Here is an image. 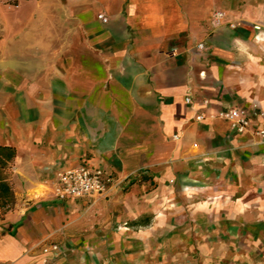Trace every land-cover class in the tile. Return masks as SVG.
Here are the masks:
<instances>
[{
  "label": "crops",
  "instance_id": "obj_1",
  "mask_svg": "<svg viewBox=\"0 0 264 264\" xmlns=\"http://www.w3.org/2000/svg\"><path fill=\"white\" fill-rule=\"evenodd\" d=\"M230 107L264 123V0L0 8V264H43L44 238L72 235L73 212L104 207L139 173L196 181L184 189L211 199L189 206L193 220L217 239L238 226L264 239L251 232L264 226V143L216 116ZM80 162L119 183L93 203L56 200L57 172Z\"/></svg>",
  "mask_w": 264,
  "mask_h": 264
},
{
  "label": "rangeland",
  "instance_id": "obj_2",
  "mask_svg": "<svg viewBox=\"0 0 264 264\" xmlns=\"http://www.w3.org/2000/svg\"><path fill=\"white\" fill-rule=\"evenodd\" d=\"M185 184L191 189L198 186L179 176L157 182L139 173L104 207L73 212L80 221L70 230L72 235L44 238L39 246L50 257L43 264L61 257L70 264H264V239L243 233L239 226L234 230L237 239H217L222 232L216 225L195 223V210L189 206L211 197L206 193L196 197ZM263 228L252 227L251 232ZM72 250H83L84 255L65 257Z\"/></svg>",
  "mask_w": 264,
  "mask_h": 264
},
{
  "label": "built area",
  "instance_id": "obj_3",
  "mask_svg": "<svg viewBox=\"0 0 264 264\" xmlns=\"http://www.w3.org/2000/svg\"><path fill=\"white\" fill-rule=\"evenodd\" d=\"M20 0H0L6 6L17 7ZM98 18L107 22V17L98 14ZM218 17L215 18V23ZM201 46V44H200ZM188 100V99H187ZM217 117L228 121L236 132H249L257 143H264V123L255 125L253 120L263 116L261 111L247 112L239 107H230L219 111ZM197 120L202 116L197 115ZM119 183V179L98 166L80 162L57 172L54 180V198L59 201L87 199L91 203L104 198L110 188Z\"/></svg>",
  "mask_w": 264,
  "mask_h": 264
},
{
  "label": "trees",
  "instance_id": "obj_4",
  "mask_svg": "<svg viewBox=\"0 0 264 264\" xmlns=\"http://www.w3.org/2000/svg\"><path fill=\"white\" fill-rule=\"evenodd\" d=\"M0 161L2 162L3 160L0 159ZM145 178V177H144Z\"/></svg>",
  "mask_w": 264,
  "mask_h": 264
}]
</instances>
